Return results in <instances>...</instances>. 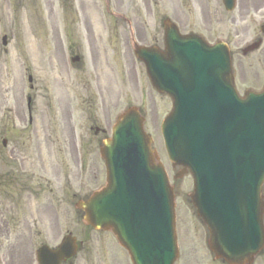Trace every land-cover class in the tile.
Segmentation results:
<instances>
[{
    "label": "rangeland",
    "instance_id": "1",
    "mask_svg": "<svg viewBox=\"0 0 264 264\" xmlns=\"http://www.w3.org/2000/svg\"><path fill=\"white\" fill-rule=\"evenodd\" d=\"M90 1H92L90 4L94 10L92 12L94 14L91 16H95L94 22L97 23L95 33L97 34L98 31L103 33L105 28V31H109L111 38L107 52L98 56L95 61H87L86 67H84L85 79L88 78L87 75L96 77L95 88H90L92 90L90 94L91 111L88 112L85 108L87 106L85 97H82L80 102L78 99L75 101L76 103L79 102L80 107L78 108L83 111L76 113V116L79 115V121H76V133L81 135L84 141V144H80V163H78L77 168L71 143H66V150H64L62 143L56 144L53 148H50L49 145L48 151L51 154L48 156V164L50 165V161L53 159L59 161L60 174H62L60 177L61 188L49 192L48 202L51 205L47 204L43 208H38L33 202L31 215L40 217L41 223L31 225L30 233L27 227L24 228L23 225H21L22 231L24 230L23 234L20 233L19 228H16L15 235H13V229H11L10 243L15 244V248L20 253H24V249H28L34 256L41 245L56 247L64 234L70 232L82 244L81 250L71 261L72 264H129L127 256L122 253L111 236L99 231L94 232L84 226L82 213L78 212L79 217H77L70 199L72 194L76 195L75 199H84L90 195L92 189H96L99 184H102L104 167L99 156V142L104 137L109 136L110 126L114 124L116 116L129 105L139 109L145 120L144 130L151 135L153 147L157 150L158 157L168 172L171 185L177 191V196H175L177 207L187 206L185 205L186 202L184 203L186 199L184 193L191 189L188 187L190 180L188 181V177L184 175L176 181H172L171 176L176 170L170 169L158 125L162 116L165 115L164 113L168 111V102L162 95L155 94L145 73H143V66L134 59L127 32L129 29H126L124 23L115 22V19H108L110 22H107L103 0ZM249 1L256 3L258 0ZM45 2L46 0H0V61L4 62L3 66H7V62L14 59L13 80L16 98L18 99V102H15L17 105L24 103L19 97L26 85L23 67L30 65L31 60L28 58L30 53L37 74L42 71L43 54H46L48 60L44 78L51 94L58 91L68 95V98L71 99L77 89H82L85 86L82 83L76 86L74 81L76 73L67 59L68 49L81 50L82 44L73 46V43L78 42V34H75L72 29L67 30L64 27L65 23L60 21V17L65 16V14L70 20L73 13H76L74 8H78L72 3V10H68L67 5L62 10L60 0H47L48 10L45 11V14H41L39 10ZM176 2L184 9L188 8V3H190L189 0H176ZM109 7L113 12L123 14L131 21L130 29L133 30L134 40L140 45L153 44V36L158 30L160 31L161 19L165 17L172 22L183 21L190 25L189 29L191 30L200 29L198 26L202 16L196 15L194 12L173 13L170 9L172 7L170 0H110ZM217 7L220 8L219 0ZM88 8H86L87 11ZM147 8H150L151 13L145 10ZM244 13V11L240 12L237 6L232 13H226L219 9L216 18L211 16V22L216 24L212 28L217 27L221 31L219 37L225 43L230 44L229 48L233 62L236 64L237 77H239L240 91L249 87H256L259 79L264 77V36L259 32L260 25L264 23V9L251 12L249 15ZM81 17L83 15L80 16V24L84 20ZM45 21L49 24L46 31L39 26ZM51 23L56 24V26H51ZM67 31L69 32L68 35L66 34ZM57 33L60 39L58 41ZM256 36L261 39V47L243 58L240 54L241 49L255 42ZM1 37L7 39L6 49L9 51L8 53H4V49H2ZM42 38L47 42V46L43 47V50L41 47ZM69 45L71 47H68ZM101 49H98L100 53ZM13 103L11 101L9 106L11 107ZM58 103H52L56 109ZM65 103V99H63L61 104L64 105ZM57 113L59 121L60 113L59 111ZM73 117L75 118L74 113ZM89 125H92L91 131L88 128ZM95 128L99 130V133H95L96 135H94ZM58 147H61L63 152L59 153ZM70 170L78 173L76 181L70 177V182L77 184L71 191L68 190L64 182L66 181L65 175L72 174ZM21 211L19 216L25 215L23 208ZM176 219L178 221L179 257L175 264L211 263L209 254L204 249V233L197 219L191 212H183ZM6 244L5 240L0 239V264L7 257L5 253ZM33 256L30 258L31 261L34 259ZM25 257L16 256L15 264H26L23 261L26 260Z\"/></svg>",
    "mask_w": 264,
    "mask_h": 264
},
{
    "label": "water",
    "instance_id": "2",
    "mask_svg": "<svg viewBox=\"0 0 264 264\" xmlns=\"http://www.w3.org/2000/svg\"><path fill=\"white\" fill-rule=\"evenodd\" d=\"M224 1V6L230 10L232 0ZM165 33L164 58L157 60L151 48L135 47L133 53L144 63L152 86L175 101L173 112L162 125L166 156L173 166L188 168L193 176L194 192L189 197L198 218L209 229V249L229 264L251 262L263 248L264 240L259 209L260 182L264 178V166H261L264 159V91L258 95L246 93L243 99L233 94L232 106L229 52L220 44L201 49V62L203 78L213 80L217 75L223 81L224 105L218 109L223 114V124L219 126L220 114L218 120L214 113L211 118L200 104L184 107L181 100H176L170 85L172 45L179 44H173L178 35L168 27ZM185 40L187 48L190 39ZM190 59V52L186 51V66ZM187 70L188 67L182 76L189 80ZM113 127L111 139L103 142L100 150L107 172L106 186L89 200L78 203L77 208L83 211L85 224L114 234L117 243L127 251L130 263L173 264L178 255L173 196L163 168L155 162L157 157H153L149 149L150 140L143 133L142 119L136 110L128 109ZM219 129H228L238 137L234 142L228 141L217 134ZM241 144L249 145L250 150L246 152L254 155L258 166L253 182L246 178L245 186L238 180V171L233 169L235 164H228L229 157L235 158L234 154L220 150L229 145L242 150ZM216 163L224 166L218 174L213 171ZM258 168L263 170L258 172ZM222 173L229 174L227 184H222L218 178ZM74 244V239L67 236L56 251L42 247L37 256L39 263L45 264V257L51 264L71 258L77 250Z\"/></svg>",
    "mask_w": 264,
    "mask_h": 264
},
{
    "label": "flooded vegetation",
    "instance_id": "3",
    "mask_svg": "<svg viewBox=\"0 0 264 264\" xmlns=\"http://www.w3.org/2000/svg\"><path fill=\"white\" fill-rule=\"evenodd\" d=\"M188 8H181L176 0H170L171 8L173 13L185 14L186 12H194L196 15H200L201 23L198 26L200 29L191 30L190 25L183 22H174L176 25L177 32L182 37L191 35L198 36L208 44H212L217 41L220 32L217 27L212 28L214 23L211 22V16L215 17L218 10L224 11L222 6V0H189ZM90 0H61L62 10L67 5L68 10L71 9L73 3L78 9L76 13H73L71 19L67 18V14L62 17L66 28L72 29L75 34H78V44H82L81 50H76L80 61L77 65L76 75L74 76L76 86L82 83L85 85L82 89H77L73 97L64 95L62 92L50 93L47 87L46 79L44 75L47 69L46 54L43 59L42 71L37 74V69L33 66L32 55L29 54L30 65L23 67V75L26 79V86L23 92L20 94L19 99L23 100V104H16L18 99L16 98L15 83L13 80L14 75V59L7 62V66H3L4 62L0 61V239L8 240L9 238V224H12L13 230L19 228L20 233L22 231L21 225L24 228L27 227L30 233L31 225H36L38 222L41 223L40 217H34L31 215V208L33 202L36 203V207L43 208L44 206L51 205L48 202L49 192L56 191L61 188L60 184V163L57 159L51 160V164H48V156L51 154L49 150L56 144H63L64 150H66V143H71L72 151L75 158V164L78 168L79 157H78V144L79 139L82 140L81 136L76 133V121H79V115L76 113L81 111L79 102L82 97L87 101L85 107L88 112L91 111V91L90 88H95L96 77L87 75L85 79L84 67H86L87 61H95L97 57L107 52V46L110 45V33L103 29V33L97 31L95 16H91L94 13ZM178 6V7H177ZM89 7L88 11L86 8ZM91 8V10H90ZM177 8V9H176ZM239 11H244L245 14H249L250 11H256L264 8V0H258L256 3L249 0H238ZM150 8L145 9L148 13H151ZM47 0L43 7L39 10L42 14L47 11ZM133 10V9H132ZM144 10V9H142ZM157 10V9H156ZM52 11V9H51ZM106 10V19H115L114 21L122 22L129 28L130 41L134 39L133 30H130L131 21L126 16L121 15L118 18ZM89 12V13H88ZM83 15L84 20L80 24V16ZM86 15V17H85ZM149 16V14H147ZM216 18V17H215ZM68 19V20H67ZM165 18L161 19L164 21ZM77 20V21H75ZM108 20L107 22H110ZM182 22V23H181ZM47 21L40 23L39 26L43 27L46 31ZM56 26V24H50ZM58 36V33L56 35ZM214 36V37H213ZM153 44L145 45L146 47H153L155 52L159 55L164 49V32L160 29L153 36ZM103 44V45H102ZM43 50V41H42ZM80 47V46H79ZM102 48L101 53L98 49ZM4 53L9 51L6 46L3 47ZM1 53V52H0ZM13 64V66H12ZM83 71V72H82ZM97 76V75H95ZM237 73L234 74V87L235 90H239V77ZM65 99L66 103L62 105V100ZM79 100V102H75ZM14 102L11 107L10 102ZM72 101V102H71ZM74 101V102H73ZM53 102H59L57 109ZM60 113L59 121L57 119L58 112ZM75 114V118L73 117ZM74 118V119H73ZM61 119V120H60ZM92 125H89L90 131ZM99 133V130L95 128L94 135ZM58 151L63 152L61 147H58ZM72 174H66V187L68 190H73L74 186H77L75 182H70V177L76 181L78 176L77 171L70 170ZM264 183V182H263ZM262 196L264 204V184L262 186ZM76 197L75 194L71 195L73 200ZM24 209L25 215L19 216L21 209ZM263 223H264V205H263ZM39 233V232H38ZM6 242V241H5ZM5 253L7 257L4 259L6 264H15L16 256H26L23 260L26 264H33L28 249H24V253H20L19 250L15 249L7 243ZM1 250V247H0ZM5 256V255H4ZM211 263L207 264H226L221 259H214L213 255L209 258ZM72 264V263H68ZM252 264H264V248L254 258Z\"/></svg>",
    "mask_w": 264,
    "mask_h": 264
}]
</instances>
